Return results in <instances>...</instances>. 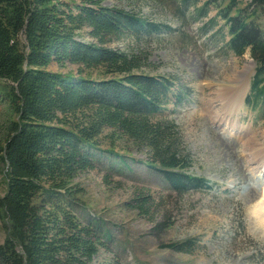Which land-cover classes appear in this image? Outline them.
Segmentation results:
<instances>
[{
	"label": "trees",
	"instance_id": "obj_1",
	"mask_svg": "<svg viewBox=\"0 0 264 264\" xmlns=\"http://www.w3.org/2000/svg\"><path fill=\"white\" fill-rule=\"evenodd\" d=\"M184 16H206L205 0H177ZM225 22L227 47L256 63L249 109L264 110V0H213ZM213 4V3H211ZM139 14L102 0H0V82L15 112L3 138L5 192L0 196V264H91L110 237L107 222L80 215L85 206L74 182L97 169L108 129L114 143L145 151L148 165L178 194L206 190L210 181L190 173L177 126L166 115L191 95L169 76L140 71L136 58L111 47L125 36L167 31ZM87 34L90 41L79 38ZM79 67L78 75L51 69ZM97 71L98 76L85 75ZM126 166L128 164H125ZM145 202V200L143 201ZM195 241L168 244L191 252Z\"/></svg>",
	"mask_w": 264,
	"mask_h": 264
},
{
	"label": "rangeland",
	"instance_id": "obj_2",
	"mask_svg": "<svg viewBox=\"0 0 264 264\" xmlns=\"http://www.w3.org/2000/svg\"><path fill=\"white\" fill-rule=\"evenodd\" d=\"M102 4L169 28L151 36H125L111 47L136 58L140 71L169 76L188 89L190 99L175 110L170 104L166 115L176 123L180 150L192 165L190 173L210 181V188L178 194L162 173L148 165L145 151L120 139L114 143L107 129L100 147L125 156L128 165L102 153L97 169L74 181L85 206L80 215L103 218L110 231L107 248L91 264H264V171L252 190L251 179L258 172L241 154L249 137L264 144V110L249 109L246 103L256 71L250 51L236 56L227 47L225 22L217 18L218 4L213 0L197 4L206 7L203 17L193 15V8L182 16L177 0H102ZM79 38L91 40L83 33ZM51 69L78 75L79 67L54 64ZM246 82L240 104L243 128L225 136L224 126L227 131L232 127L215 118L226 105L222 97L232 94L235 101ZM6 88L0 82V138L15 118ZM4 170L0 160V196L6 189ZM5 236L0 222V243ZM188 240L196 242L191 252L166 248Z\"/></svg>",
	"mask_w": 264,
	"mask_h": 264
},
{
	"label": "bare ground",
	"instance_id": "obj_3",
	"mask_svg": "<svg viewBox=\"0 0 264 264\" xmlns=\"http://www.w3.org/2000/svg\"><path fill=\"white\" fill-rule=\"evenodd\" d=\"M247 87H248V83L246 82L245 88L242 89L243 92H241L239 95L238 94L235 95V97H234L235 101H232V94H230L231 95L230 98L228 97L227 94L223 95L222 104L224 105L226 102V105L224 106L223 111L221 113H219L218 115H216L215 118L217 119V122L219 121L220 125L222 123L223 126L226 125V126L232 127L230 131H227V128L224 126V128H223L224 131L222 133L223 135H225L226 133L229 132V135L233 136L234 130H236L237 128H243V125L240 124L241 123L240 122L241 115H242V112L240 109V104L242 103L243 95L245 94V90ZM236 112H238V113H236ZM226 139L229 140L228 137ZM241 154L246 156L245 158H247V161L250 163L249 168L258 172L257 177H253L251 179V181H254V183L250 184V186H251L252 190H254L255 189L254 187L259 185V183L261 182V180L263 178L262 172L264 171V144H259V142H257V140L254 137H249L247 142L245 143V149L241 152ZM252 192H254V191H252ZM250 194H251V192H250ZM252 195L253 194H251L250 196H252Z\"/></svg>",
	"mask_w": 264,
	"mask_h": 264
}]
</instances>
